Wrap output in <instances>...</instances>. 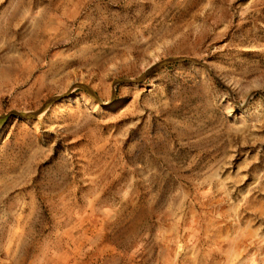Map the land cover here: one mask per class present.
Returning <instances> with one entry per match:
<instances>
[{"label":"rangeland","instance_id":"obj_1","mask_svg":"<svg viewBox=\"0 0 264 264\" xmlns=\"http://www.w3.org/2000/svg\"><path fill=\"white\" fill-rule=\"evenodd\" d=\"M0 264H264V0H0Z\"/></svg>","mask_w":264,"mask_h":264}]
</instances>
